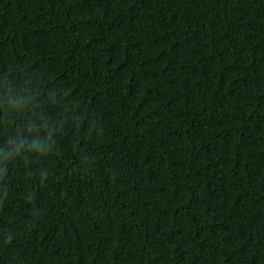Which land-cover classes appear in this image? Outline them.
<instances>
[{
  "label": "trees",
  "instance_id": "1",
  "mask_svg": "<svg viewBox=\"0 0 264 264\" xmlns=\"http://www.w3.org/2000/svg\"><path fill=\"white\" fill-rule=\"evenodd\" d=\"M0 264H264V0H0Z\"/></svg>",
  "mask_w": 264,
  "mask_h": 264
}]
</instances>
